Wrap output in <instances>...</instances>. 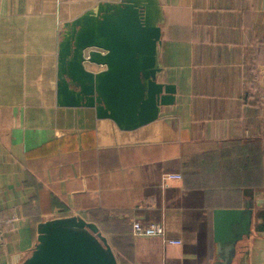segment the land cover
<instances>
[{"label": "crops", "instance_id": "crops-1", "mask_svg": "<svg viewBox=\"0 0 264 264\" xmlns=\"http://www.w3.org/2000/svg\"><path fill=\"white\" fill-rule=\"evenodd\" d=\"M119 1L0 0V212L17 219L0 264H22L40 223L71 216L118 264H212V211L247 204L252 235L233 264H264V0H158L157 82L174 103L131 132L56 105L62 25ZM135 220L181 244L134 237Z\"/></svg>", "mask_w": 264, "mask_h": 264}, {"label": "water", "instance_id": "water-1", "mask_svg": "<svg viewBox=\"0 0 264 264\" xmlns=\"http://www.w3.org/2000/svg\"><path fill=\"white\" fill-rule=\"evenodd\" d=\"M162 12L158 0L98 3L62 25L56 105L94 111L97 120L135 131L174 103L175 89L157 82ZM102 68L93 71L90 68ZM253 212L212 211V264H233L238 244L252 235ZM244 260V259H243ZM22 264H118L98 228L79 216L40 223L36 245Z\"/></svg>", "mask_w": 264, "mask_h": 264}, {"label": "built area", "instance_id": "built-area-1", "mask_svg": "<svg viewBox=\"0 0 264 264\" xmlns=\"http://www.w3.org/2000/svg\"><path fill=\"white\" fill-rule=\"evenodd\" d=\"M258 79V84L261 88L264 89V71L257 70L254 72ZM253 85V83H251ZM181 177L179 175H165L163 177V183H167L169 181H180ZM16 217H12L10 221L3 222L1 212H0V247L4 243V235H5V226L6 224H10L14 222ZM166 230L164 229L162 224L150 223L148 225H142L139 221L135 220L132 222V235L134 237H159L163 240L165 245L178 246L181 243L179 241H170L165 238Z\"/></svg>", "mask_w": 264, "mask_h": 264}]
</instances>
